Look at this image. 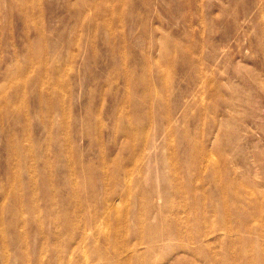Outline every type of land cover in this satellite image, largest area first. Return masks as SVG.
Listing matches in <instances>:
<instances>
[{
  "label": "rangeland",
  "instance_id": "1",
  "mask_svg": "<svg viewBox=\"0 0 264 264\" xmlns=\"http://www.w3.org/2000/svg\"><path fill=\"white\" fill-rule=\"evenodd\" d=\"M201 233L194 264H264V0H0V264Z\"/></svg>",
  "mask_w": 264,
  "mask_h": 264
},
{
  "label": "bare ground",
  "instance_id": "2",
  "mask_svg": "<svg viewBox=\"0 0 264 264\" xmlns=\"http://www.w3.org/2000/svg\"><path fill=\"white\" fill-rule=\"evenodd\" d=\"M196 160V165H198L199 163H200V158L198 157V158H196L195 159ZM43 164H44V169H48V167H49V165H52V161L50 160L49 162H47V161H44L43 162ZM28 166H30V165H28ZM30 173H31V170H30ZM46 175V177L47 178H50L51 176H50V173L48 172V174L46 173L45 174ZM33 177H34V174H33ZM33 177L31 176L30 177V180H32L33 179ZM192 179H193V176L191 177V178H186V184H187V186H188V190H189V192L191 191V192H197L196 191V187L195 186H193V185H191L190 183H191V181H192ZM37 187L39 188V185L37 184ZM76 187H77V189H76V191L74 192V193H71V197H72V199H74L77 203H83V201H82V199H81V197H80V188L76 185ZM42 193H45V191H44V189L42 190ZM178 194H180V190H178V192H177ZM32 204V205H31ZM30 205V206H29ZM26 206H27V208H28V210L29 211H32V212H34L35 211V207H36V205H35V201H34V199H33V196L32 195H29V197H28V199H27V201H26ZM229 207H231V206H229ZM201 210V208H198V209H196V210ZM216 211L217 212H219L220 214H225V218H227V217H230L228 214H227V212H224V210H220L218 207L216 208ZM230 213H232L233 214V209L232 210H228ZM198 212H200V211H198ZM238 211H236V216L238 215ZM75 214V212H72V215H74ZM140 222H141V226H144V223H143V220L142 219H140ZM68 226V225H67ZM234 229H230V231H233ZM173 231V230H172ZM172 231H171V233H172ZM177 233V235L180 237V232H181V230L178 228L177 230H175ZM227 231H228V229H227ZM170 236H168V237H163L162 239H160V240H163V241H167V240H170L171 239V234H169ZM202 233L197 237V241L199 242V241H202V243H198V246L197 247H195L196 249L195 250H192V251H190L188 248H186L185 246L183 247L184 249H185V251L188 253V258H185L184 260H183V262H180L181 264H194L195 262H196V258L198 257V255L200 254V252H203V251H205V255L204 256H209L210 257V259H209V261L208 262H210L211 261V259H213V257H211V254H210V250H211V248L213 247V244L214 243H218L220 240H221V238H219V236H213V237H211V238H207V239H203L202 238ZM153 236H156L155 234L153 235ZM153 236H151V238L147 241L148 243H150V244H152V243H154V242H157L158 240H155L156 239V237H153ZM146 241H144L143 239H141L140 241H138L136 244H135V248H134V251H135V254L134 255H132L131 256V259H130V262H131V264H135V261L137 260V262H138V264H146L144 261H145V259L147 258V251H144V252H141L140 251V247H141V245L142 244H144ZM129 243V242H128ZM130 245H132V244H127L126 243V245L124 246V247H128V246H130ZM108 248L110 249V246H108ZM131 250H133V248L131 249ZM94 257L96 258V260H94V261H97L99 264H111V262H110V255L107 253V252H99V250L95 253V255H94ZM146 257V258H145ZM144 258V259H143ZM227 260H230V261H232L231 260V258H229V257H222L221 258V262L222 263H225L226 264V261ZM240 260H246L248 263L247 264H250V259L248 260V258H247V256H244V257H240ZM233 263V262H232ZM86 264H88L87 262H86ZM233 264H235V263H233ZM239 264H241V263H239Z\"/></svg>",
  "mask_w": 264,
  "mask_h": 264
}]
</instances>
